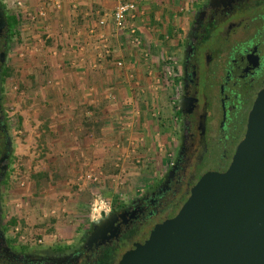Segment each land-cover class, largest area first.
I'll list each match as a JSON object with an SVG mask.
<instances>
[{
	"label": "rangeland",
	"instance_id": "1",
	"mask_svg": "<svg viewBox=\"0 0 264 264\" xmlns=\"http://www.w3.org/2000/svg\"><path fill=\"white\" fill-rule=\"evenodd\" d=\"M18 1L0 0L10 22L0 102L11 142L0 192L1 224L13 245L28 253L67 251L80 246L110 210L140 197L165 176L178 145L179 59L194 10L204 0L120 1L137 4L140 44H132L127 32L113 33L112 52L105 58L112 71L110 99H105L110 104L96 109L98 122L85 123L81 150L73 153L58 147L62 139L30 137L21 126L15 105L19 65L41 70L51 40L31 20L36 16L28 4L37 3L22 0L20 7ZM21 48L33 51L24 62Z\"/></svg>",
	"mask_w": 264,
	"mask_h": 264
},
{
	"label": "flooded vegetation",
	"instance_id": "2",
	"mask_svg": "<svg viewBox=\"0 0 264 264\" xmlns=\"http://www.w3.org/2000/svg\"><path fill=\"white\" fill-rule=\"evenodd\" d=\"M1 13L8 26L0 31V77L10 33L2 4ZM178 68V145L165 176L140 197L114 207L92 241L93 225L84 242L67 251L33 254L17 248L1 224L0 208V264H120L154 228L179 213L203 177L225 173L264 91V0L200 2ZM3 119L0 102V192L11 158Z\"/></svg>",
	"mask_w": 264,
	"mask_h": 264
},
{
	"label": "crops",
	"instance_id": "3",
	"mask_svg": "<svg viewBox=\"0 0 264 264\" xmlns=\"http://www.w3.org/2000/svg\"><path fill=\"white\" fill-rule=\"evenodd\" d=\"M32 1L37 4H28L36 16L31 20L51 42L45 51L48 63L41 70L19 65L15 105L21 126L30 137L60 138L59 148L80 152L85 123L98 122L94 112L110 104L112 71L105 58L112 52L113 17L121 0ZM32 52L21 48V62Z\"/></svg>",
	"mask_w": 264,
	"mask_h": 264
},
{
	"label": "water",
	"instance_id": "4",
	"mask_svg": "<svg viewBox=\"0 0 264 264\" xmlns=\"http://www.w3.org/2000/svg\"><path fill=\"white\" fill-rule=\"evenodd\" d=\"M0 18L1 31L8 23ZM120 264H264V91L230 168L203 177L179 213Z\"/></svg>",
	"mask_w": 264,
	"mask_h": 264
},
{
	"label": "built area",
	"instance_id": "5",
	"mask_svg": "<svg viewBox=\"0 0 264 264\" xmlns=\"http://www.w3.org/2000/svg\"><path fill=\"white\" fill-rule=\"evenodd\" d=\"M18 5L23 7L22 0L18 1ZM138 13L137 4L133 2L121 3L116 7L113 17V24L115 30L118 32H127L129 34V38L132 41V44H140L139 33L136 29V25L134 23ZM104 24V22H102ZM119 66L122 67L123 64L119 63ZM111 211V210H110Z\"/></svg>",
	"mask_w": 264,
	"mask_h": 264
},
{
	"label": "trees",
	"instance_id": "6",
	"mask_svg": "<svg viewBox=\"0 0 264 264\" xmlns=\"http://www.w3.org/2000/svg\"><path fill=\"white\" fill-rule=\"evenodd\" d=\"M15 223H16L15 221L12 222V224H15Z\"/></svg>",
	"mask_w": 264,
	"mask_h": 264
}]
</instances>
